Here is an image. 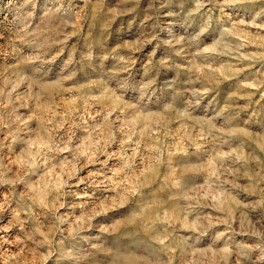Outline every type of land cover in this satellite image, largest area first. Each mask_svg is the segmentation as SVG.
I'll return each instance as SVG.
<instances>
[{
	"label": "rangeland",
	"instance_id": "374dc122",
	"mask_svg": "<svg viewBox=\"0 0 264 264\" xmlns=\"http://www.w3.org/2000/svg\"><path fill=\"white\" fill-rule=\"evenodd\" d=\"M0 264H264V0H0Z\"/></svg>",
	"mask_w": 264,
	"mask_h": 264
}]
</instances>
